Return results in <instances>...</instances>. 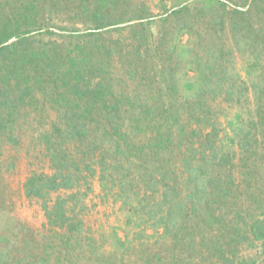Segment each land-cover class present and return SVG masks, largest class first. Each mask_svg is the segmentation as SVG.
<instances>
[{
    "label": "trees",
    "instance_id": "obj_1",
    "mask_svg": "<svg viewBox=\"0 0 264 264\" xmlns=\"http://www.w3.org/2000/svg\"><path fill=\"white\" fill-rule=\"evenodd\" d=\"M119 1L94 0L88 15L96 31L123 21L111 19ZM159 2L164 10L157 19L145 4L137 8L143 15L129 25V45L119 47L117 38L96 50L36 40L42 0L22 5L0 0V150L4 142L17 141L23 110L43 103L55 111L49 128L39 133L49 172L34 170L24 189L41 201L50 236L67 251L93 245L82 208L70 205L97 178L104 196L126 209L125 223L138 228L135 235L162 243L142 264H258L245 256L237 260L238 246L247 239L264 246V214L248 223L236 193H247L242 181L255 179L264 167V157L257 158L264 146V0H179L171 8ZM197 15L203 19L196 21ZM171 18L179 33L189 35L187 43L168 39L174 33L167 32ZM155 22L158 33L151 28ZM154 36L164 53L158 72L165 73L163 63H170L166 95L160 86L159 92L152 88L157 83L144 86L133 68ZM113 45L120 51L113 52ZM236 51L248 56L245 78L230 65L228 57ZM115 59L127 68L119 81L111 71ZM179 66L194 72L185 85L189 96L179 95L173 73ZM218 99L255 107L247 114L237 107L227 119L229 141L212 120L211 100ZM72 190L77 193L50 197ZM230 203L237 207L232 216L226 212ZM49 241L45 238L42 261L51 256ZM116 242L127 252L131 240L116 235Z\"/></svg>",
    "mask_w": 264,
    "mask_h": 264
},
{
    "label": "rangeland",
    "instance_id": "obj_2",
    "mask_svg": "<svg viewBox=\"0 0 264 264\" xmlns=\"http://www.w3.org/2000/svg\"><path fill=\"white\" fill-rule=\"evenodd\" d=\"M9 1L13 5H22V0ZM159 1L120 0L114 7L111 19L123 21L119 25L113 22L103 30L96 31L95 25L88 15V10L94 7V0L82 1V3L79 0H42V13L39 20L41 26L33 34L39 41L51 39L59 43H66L71 47L81 43L82 45L87 44L86 46L93 49L96 48V45L110 43L120 38L119 47L125 48L131 42L129 25L137 20L135 19L137 15H143L137 8H143L142 5L145 4L148 14H154L157 19L164 10ZM177 1L179 0H165L167 8H171ZM5 4L9 6V3ZM202 19V16L197 15L196 21ZM177 25V21L171 18L167 32H171L174 28V33H170L168 39L187 43L190 40L189 35L179 33ZM151 28L155 33H158L161 28L160 23L155 22ZM92 31L99 34L93 37L88 35ZM157 40V36L150 37V50L146 51V47L143 48V58L135 59L133 68H138L135 72H138L137 77L139 75V81L143 82L144 86L147 83H157L152 88L158 91L161 90V87L162 93L166 95L167 89H165L163 81L165 77L169 78L171 75L170 63H163L166 64L164 66L165 73L158 72L162 66L164 53L158 48L156 49L158 45L155 42ZM152 42H154L153 45ZM113 47V52L120 51L116 45ZM84 48L86 49V47ZM96 50L99 49L96 48ZM100 51L99 56L105 57L104 50L100 48ZM228 59L231 60L230 65L234 67L236 73H239L243 78L246 75L248 56L241 55L236 51ZM123 61L127 63L126 59ZM124 70L127 68L124 69L119 60L112 61L111 71L114 78L117 77L116 81L121 79L120 76ZM173 73L177 78L179 95L189 96L185 85L188 80L194 78V72L188 70V67L179 66ZM155 91H151L150 95H156L157 92L156 94L152 93ZM211 101L214 111L212 120L218 123L219 136L224 141H229V137L233 133L229 130L227 119L233 118L237 114V107H240L244 114H247V111L251 113L255 111L254 104L250 105L245 100L241 106H233L223 99ZM38 105L37 109L36 105H33L35 108L22 111V117L18 124L17 141L14 144L4 142L0 150V254L3 255L0 264H142V258L149 252L160 250L162 243H157L153 238L148 239L145 236L141 239L138 238L135 235L138 228L125 223L126 209L122 208L120 202H115L111 195L104 196L97 178H92L91 191L87 195L84 194L85 188H82L78 193L77 190L62 191L53 192L50 196L51 199H55L59 194L67 196L73 192L77 193V199L70 206L73 207L76 204L77 210L82 208L81 217L85 232L93 238L92 247L85 245L83 250L67 251L60 240H55L50 236L41 201L27 197L24 189L27 178L34 170L49 172L39 133L44 128H49L55 118V111L43 103ZM262 148L264 153V146ZM263 153L257 157L260 162L264 157ZM258 172L259 174H256L257 177L253 180L241 179L243 180V189L247 193H236L238 198H241V212L248 223L264 214V167H260ZM249 185L254 188L251 189ZM236 209L237 207L230 203L226 212L232 216ZM148 233H151V230ZM116 235L123 241L131 240L127 245V252L117 246ZM45 238H52V242H48L51 256L42 261L40 258L43 254ZM95 251L103 254L104 257H97L98 254L94 256ZM238 254L237 260L241 256H245L256 259L258 264H264V246L261 241L245 240L238 246ZM207 264L212 263L207 262ZM215 264H219L218 261Z\"/></svg>",
    "mask_w": 264,
    "mask_h": 264
}]
</instances>
